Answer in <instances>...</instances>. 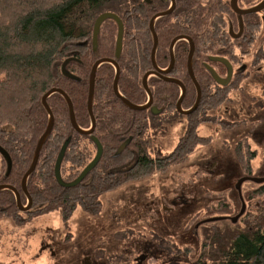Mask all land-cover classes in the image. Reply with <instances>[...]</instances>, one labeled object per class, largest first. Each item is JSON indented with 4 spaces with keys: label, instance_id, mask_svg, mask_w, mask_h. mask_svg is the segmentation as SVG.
Wrapping results in <instances>:
<instances>
[{
    "label": "trees",
    "instance_id": "16d2710c",
    "mask_svg": "<svg viewBox=\"0 0 264 264\" xmlns=\"http://www.w3.org/2000/svg\"><path fill=\"white\" fill-rule=\"evenodd\" d=\"M225 3L227 0H176L174 10L153 23L158 38L155 63L160 68L169 65V45L174 37L187 35L195 43L193 72L201 87V102L187 115L192 123H196L200 110L206 111V106L226 99L228 87L240 79L241 72L228 85H217L207 67L201 65L220 43L212 31L220 23L218 14ZM167 6L161 0H0V145L12 160L7 175L6 162L0 155V184L15 187L23 205L27 197L21 180L49 121L41 101L43 95L54 87L63 89L73 103L78 126H91L86 107L91 67L97 59L114 57L117 35L115 21H104L94 50L92 32L96 17L109 11L121 18L124 33L118 59V91L132 103L142 105L148 101L142 78L152 69L153 35L149 22ZM188 50L187 40L176 42L175 63L169 74L186 87L183 109H189L197 95L186 68ZM66 59L65 70L73 77L66 76L61 69ZM114 77L115 67L111 63L101 64L96 71L92 99L95 128L89 134L72 128L66 101L60 93L54 92L47 98L54 124L36 168L27 179L32 199L31 208L25 211L28 217L59 211L66 220L77 207L95 214L101 207L100 196L106 191L180 162L193 150L181 142L171 153L154 157L147 145L150 137L158 135L161 124L182 115L176 110L181 92L178 85L150 77L151 107L136 111L114 93ZM97 142L102 146L101 158L83 181L69 188L59 185L55 178L59 153L63 150L61 178L70 182L94 158ZM238 148L239 144L236 151ZM258 191L264 193V183ZM3 203L0 216L23 220L11 190H0V204ZM251 224L242 230L233 225L223 234L212 229L202 251L190 264H264V212L252 217Z\"/></svg>",
    "mask_w": 264,
    "mask_h": 264
},
{
    "label": "rangeland",
    "instance_id": "374dc122",
    "mask_svg": "<svg viewBox=\"0 0 264 264\" xmlns=\"http://www.w3.org/2000/svg\"><path fill=\"white\" fill-rule=\"evenodd\" d=\"M259 20L255 38L245 41L239 82L228 87L226 99L200 110L196 123L176 116L148 140L154 157L181 142L192 146L182 161L106 191L95 214L77 207L64 220L59 211L28 217L18 209L21 222L1 214L0 264H84L86 257L91 264H138L142 254L140 264H190L212 229L223 234L233 225H252V217L264 212V193L258 191L262 184L250 181L241 185L245 211L235 223L201 221L237 215V180L264 176V13Z\"/></svg>",
    "mask_w": 264,
    "mask_h": 264
},
{
    "label": "water",
    "instance_id": "95a60500",
    "mask_svg": "<svg viewBox=\"0 0 264 264\" xmlns=\"http://www.w3.org/2000/svg\"><path fill=\"white\" fill-rule=\"evenodd\" d=\"M146 1H148V0H146ZM236 1L237 0H230V5H231L232 10L234 12H236L237 14H239L240 16L258 13L264 9V0H262L261 2L256 4L255 6L248 8V9H239L238 6L236 5ZM174 6H175V0H171L170 7L165 11H162L160 13L155 14L149 22V28H150L151 33L153 35V46H152L151 54H150L151 62H152V69L147 71L142 78V85H143V88H144V90L148 96V101L142 105L132 103L130 100H128L127 98L122 96L120 94V92L118 91V79H119V75H120V69H119L117 60L119 59L120 54H121L122 39H123V33H124V26H123V22H122L121 18L117 14H115L113 12H109V11L102 12L96 17L94 24H93V32H92V46H93L94 50H96V48H97L98 34L100 31V27L104 21H106V20L115 21V23L117 25V35H116V42H115L114 57L113 58L104 57V58L97 59L91 67L89 87H88V95H87V103H86L87 112H88L90 119H91V126L88 129H81L78 126V124L76 122L75 114H74L73 103H72L70 97L68 96V94L63 89L54 87V88H51L50 90H48L43 95L41 101H42L44 108L46 109V111L48 113L49 121H48L46 129L44 130V132L41 134V136L37 140V143H36V146L34 149V153H33V157H32V161H31L27 171L24 173L22 180H21V189L27 197V205L24 206L22 204L20 192L15 187L8 185V184H0V190L9 189L14 193L16 205H17V208L19 210L26 211V210H29L31 208L32 199H31V196L27 190V186H26L27 179L31 175V173L34 171V169L36 168V165H37L38 160H39L41 148H42L46 138L49 136V134L52 130L53 124H54V117H53L52 111H51V109L47 103V98L54 92L60 93L66 101V104L68 107V112H69V120H70V124H71L72 128L75 131L82 133V134L91 133L95 128V117H94L93 109H92V99H93V93H94L95 77H96V71L101 64L107 62V63H111L115 67V77H114L113 85H112L113 91L117 95V97H119L125 105H127L129 108H131L133 110L140 111V110H145V109L151 107L153 97H152L151 91L148 87V78L150 76H156L165 82H171V83H174V84L179 86L181 92H180V96L176 102V110L179 113H181L182 115H188L197 109V107L200 103V99H201V90H200V86H199L198 82L196 81V78H195L193 70H192V65H191V59H192V54H193V49H194V44H193L192 40L189 37L183 36V35H179V36L174 37L170 43V46H169V56H170L169 65L165 69H160L157 66V64L155 63V51H156L157 44H158V38H157L156 33L154 31V26H153L154 20L156 18H158L159 16H164V15L170 14L172 12ZM181 38L187 39L189 41V44H190V49H189V53H188V57H187V73H188L190 79L192 80V82L194 83L195 88H196V92H197L195 102L189 109H182V107H181L182 100H183L185 93H186L185 85L183 84L182 81L168 76L170 74V72L172 71L173 66H174V56H173L174 44L176 43L177 40H179ZM211 60L221 61V62H224L228 65V75L225 79L219 77L212 67L206 65L207 69L210 71L211 75L213 76L214 80L217 83H219L223 86L227 85L229 80H230V77L232 75V68H231L230 64L224 58H221V57L220 58L219 57H212ZM67 61L68 60L66 59L63 62L61 69L66 76L73 77L72 74L68 73L65 70V65H66ZM151 109L153 112H157L156 108L152 107ZM62 153H63V150L59 153V156H58V159H57V162L55 165V178H56L59 185L66 187V188H69V187H74V186L78 185L80 182H82L83 179L88 175V173L97 165V163L99 162L101 155H102V146L99 143L97 144V151H96L94 158L84 167V169L80 172V174L73 181H70V182H64L61 178V175H60V162H61V158H62ZM0 155L3 157V159L6 162V174L8 175L10 173V170L12 167V160H11V157H10L8 151L4 147H2L1 145H0ZM247 181L254 182L256 184H263L264 183V176L253 177L250 175H245V176L240 177L237 180V182L235 184V188L237 189L238 194H239V198L242 202L241 209L237 215H235L234 217H229V216L211 217V218H208V219L201 221V223L213 222V221L224 220V219H230V221L235 223L238 220V218L245 211V203H244L243 197L241 195V185ZM201 223H199V224H201ZM145 257H146V255H140L136 259L137 263L140 264L141 261ZM83 263L84 264H91L89 257H86L83 260Z\"/></svg>",
    "mask_w": 264,
    "mask_h": 264
},
{
    "label": "flooded vegetation",
    "instance_id": "af4514ba",
    "mask_svg": "<svg viewBox=\"0 0 264 264\" xmlns=\"http://www.w3.org/2000/svg\"><path fill=\"white\" fill-rule=\"evenodd\" d=\"M149 1H151V0H148L146 2H149ZM161 1L163 2V5L167 4L168 6L166 9L161 10L157 13H160L162 11L167 10L171 5V0H161ZM261 1L262 0H257V2H255V3H245L243 1L241 2L240 0H237L236 5L238 6L239 9H248V8L255 6L256 4H258ZM225 4H226L225 5L226 7L223 6L222 10L218 14V17L220 19V23L217 26V29H213V31H212L214 38L218 39L220 43H219L218 47L215 48V50L212 53H210V54H208V56H206L207 57L206 60L204 59L201 61V65L203 67L206 65L212 67L219 77L225 79L228 75V65L224 62H221V61L211 60L212 57L224 58L230 64V66L232 68V75H231L230 80H229V82H231L232 79L236 75H238L244 68L242 63H243V57L245 54V41L250 42L251 39L255 38L256 31H258V29L260 27L259 26L260 25L259 15L261 13H264V9L258 13L240 16L239 14H237L236 12H234L232 10L231 5H230V0H227V3H225ZM228 4H229V7L231 10L228 9ZM175 6H176V0H175ZM175 6H174V8H175ZM174 8H173V10H174ZM159 17H162V16H159ZM183 36H187V35H183ZM187 37H189V36H187ZM189 38L192 40V42L194 44V49H193V54H192V59H191V65H192V70H193V67H194L193 58L195 56V43L191 37H189ZM181 39H185V38H181ZM185 40H187V39H185ZM188 43H189V41H188ZM175 44H174V46H175ZM189 49H190V44H189ZM188 53H189V50H188ZM173 56H174V47H173ZM169 58H170V56H169ZM169 62H170V59H169ZM117 63H118V60H117ZM174 63H175V57H174ZM186 68H187V63H186ZM160 69H165V68H160ZM150 77H152V76H150ZM153 77H156V76H153ZM212 78H213V76H212ZM196 81L198 82L197 79H196ZM213 81L217 85H221V84L217 83L214 80V78H213ZM198 84H199V82H198ZM199 86H200V84H199ZM221 86H223V85H221ZM200 90H201V87H200ZM200 102H201V99H200ZM43 247H46L47 249L51 250V247L48 244H45ZM142 255H146V254H142Z\"/></svg>",
    "mask_w": 264,
    "mask_h": 264
}]
</instances>
